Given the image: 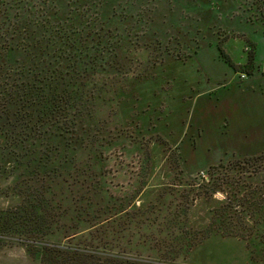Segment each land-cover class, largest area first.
<instances>
[{"label": "rangeland", "instance_id": "obj_1", "mask_svg": "<svg viewBox=\"0 0 264 264\" xmlns=\"http://www.w3.org/2000/svg\"><path fill=\"white\" fill-rule=\"evenodd\" d=\"M50 4L0 0L9 72L17 27L1 24L17 10L40 52L65 24L99 63L79 81L76 146L43 151V165L0 150V264H264V0ZM39 191L52 249L5 227Z\"/></svg>", "mask_w": 264, "mask_h": 264}, {"label": "trees", "instance_id": "obj_2", "mask_svg": "<svg viewBox=\"0 0 264 264\" xmlns=\"http://www.w3.org/2000/svg\"><path fill=\"white\" fill-rule=\"evenodd\" d=\"M49 1L52 6L57 0ZM24 8L22 7L21 10ZM9 12L5 14V19L2 20L4 24H1V27L5 31L9 28L14 31L17 27L15 32L18 36L10 43L8 51H12L13 54H15L13 51H19L20 54L17 58L14 57L15 61H18V68L13 70L14 72H9L8 56L4 58V54L0 51V74L7 73L5 85L0 86L2 91L0 139L4 141L0 143V150L2 156L5 153L12 154L17 151L14 153L17 163L21 161L28 149L34 150L36 154L32 152L31 163L43 165L40 154L43 151L51 150L53 147L55 149L65 146L74 147L81 141L80 137L83 134L73 120L75 112L71 111L81 98L79 81L84 76L86 68L91 63L98 62L97 56L87 51L86 38L83 39L78 34L79 29H73L74 34H71L63 22V28L61 29L62 24H60L57 31L56 29L53 31L51 24H47L51 27L50 34L54 35L56 31L61 38L54 50L40 52L36 47V42L39 40L36 36L27 34L26 15L24 16L22 11L18 12V10L11 14ZM8 32L0 35L13 36ZM58 57L61 59L58 60ZM248 58L253 60V55L250 53ZM5 67L8 68V72ZM23 147L25 150L19 153L18 150ZM21 154L23 156H18ZM27 164L28 162L25 166ZM38 194L41 195L40 198L34 197L25 204H20L19 208L6 209L5 227L11 231L12 235L17 233V237L28 242L39 243L47 248L48 246L44 245L47 242L41 239L47 232L53 231L49 230L52 219L48 217V213L51 208L48 201L43 200L42 193L35 192V196ZM44 225L48 230L41 229ZM55 246L57 247L53 249H62L60 244ZM49 247L52 249L50 245Z\"/></svg>", "mask_w": 264, "mask_h": 264}, {"label": "crops", "instance_id": "obj_3", "mask_svg": "<svg viewBox=\"0 0 264 264\" xmlns=\"http://www.w3.org/2000/svg\"><path fill=\"white\" fill-rule=\"evenodd\" d=\"M249 93V97H248V100H249V102L251 101V97H253L251 94H250V92H248ZM258 94H259V98H260V100H261V102H262V96H261V93H259L258 92ZM264 102V101H263ZM262 118V117H261ZM249 123V122H248ZM248 123H246V128H247V126H250V124H248ZM248 124V125H247Z\"/></svg>", "mask_w": 264, "mask_h": 264}]
</instances>
